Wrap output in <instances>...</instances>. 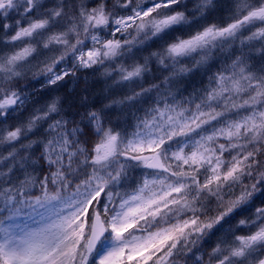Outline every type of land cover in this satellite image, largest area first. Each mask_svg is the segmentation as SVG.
<instances>
[{"label": "snow or ice", "instance_id": "6c2138e0", "mask_svg": "<svg viewBox=\"0 0 264 264\" xmlns=\"http://www.w3.org/2000/svg\"><path fill=\"white\" fill-rule=\"evenodd\" d=\"M181 260L264 264V0H0V264Z\"/></svg>", "mask_w": 264, "mask_h": 264}, {"label": "trees", "instance_id": "16d2710c", "mask_svg": "<svg viewBox=\"0 0 264 264\" xmlns=\"http://www.w3.org/2000/svg\"><path fill=\"white\" fill-rule=\"evenodd\" d=\"M88 71L91 72V70H88ZM213 71H215V69H213ZM83 79H84V77H83V75H81V81H83ZM200 79H201V77L199 75H197L196 77L193 78L191 83H193V84L198 83ZM204 79L206 80L207 78L205 77ZM88 80H89V84H90V93L94 95L92 100H94L95 103L99 106L101 104V102L104 100V97L108 95V92H106V85L103 82V77L101 76V73L98 72V73H96L95 76L89 75ZM109 82H110V80L108 81V84L110 85L112 82H110V83ZM71 87H72L71 84L67 85L66 87L60 89V92L58 94H60V95L66 94ZM188 91H191V85L189 86ZM38 92H40V90L36 91L35 93H38ZM46 92L48 93V90H46ZM96 92L99 94L96 95ZM44 93H45V91H43V93H41L40 95L34 96L33 99H44L42 97L44 95ZM257 203L259 204V201H257ZM242 218H244V217H242Z\"/></svg>", "mask_w": 264, "mask_h": 264}, {"label": "rangeland", "instance_id": "374dc122", "mask_svg": "<svg viewBox=\"0 0 264 264\" xmlns=\"http://www.w3.org/2000/svg\"><path fill=\"white\" fill-rule=\"evenodd\" d=\"M229 2H230V0H222V3H229ZM227 18H228V11H227L226 8H225V9H222V10L219 11V12H217V13L215 14V17H214V19L216 20V22H221V21L227 22ZM152 50H155V49H152ZM128 62L131 63V61H128ZM35 63H36V61H33V64H35ZM39 79H43V77H40ZM110 82H111V80H110ZM110 82H109V83H110ZM36 85H40V84L37 83V81H36L35 78H33L31 72H28V74H27V79L21 82V87H25V88H27V91H28L29 93H30L31 88L35 87ZM35 90H36V88H35ZM44 91H45V93H44V95L42 96L44 99H36V100L39 101V103H43L44 100L47 98V94H48V93L46 92V90H44ZM106 92H107V91H106ZM98 94H99V93L96 92V95H98ZM93 97H94V95H93V94H90L89 99L92 100ZM38 106H39V105H38ZM246 214H247V215H251V213H246ZM246 214H245V215H246ZM241 218H242V216H237V217H236V221L233 222V223H234V224L238 223V221H239ZM178 264H183L182 260H181V261H178Z\"/></svg>", "mask_w": 264, "mask_h": 264}]
</instances>
